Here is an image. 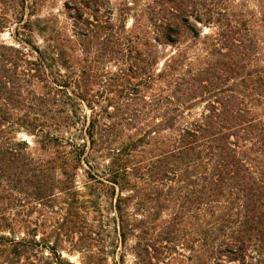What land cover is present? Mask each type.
I'll list each match as a JSON object with an SVG mask.
<instances>
[{
  "label": "trees",
  "instance_id": "16d2710c",
  "mask_svg": "<svg viewBox=\"0 0 264 264\" xmlns=\"http://www.w3.org/2000/svg\"><path fill=\"white\" fill-rule=\"evenodd\" d=\"M51 1L0 0V264H264V0Z\"/></svg>",
  "mask_w": 264,
  "mask_h": 264
},
{
  "label": "rangeland",
  "instance_id": "374dc122",
  "mask_svg": "<svg viewBox=\"0 0 264 264\" xmlns=\"http://www.w3.org/2000/svg\"><path fill=\"white\" fill-rule=\"evenodd\" d=\"M131 0H127V2H129ZM52 3L50 4V6H52V10L54 12H56L57 10L61 11L62 7H61V0H52ZM128 5H130V7H132L133 5L131 4V2L128 3ZM110 7L113 8V23L115 25H122L123 24V18L119 15L120 10L122 6V0H110ZM51 8V7H50ZM86 12L82 13L81 19H79L77 21V26L81 27V21L83 19H87L88 15H87V11L88 10H84ZM42 12H45L44 10ZM76 13V12H73ZM133 13V12H132ZM60 19L63 20V16H60ZM124 23L126 25V29L131 28L132 25V18L130 16H127L126 19H124ZM73 28V26H72ZM206 31V28H204ZM77 30V29H76ZM0 40L6 41V42H12L11 38L8 36V32L4 31L2 33H0ZM23 137H25V135H22ZM27 138V140L30 142L31 139L29 137H25ZM62 255L64 257H67L71 262H73L74 264H81V259L80 257L76 254V255H67L66 253H62ZM133 262V257L130 254H127L125 256V264H132Z\"/></svg>",
  "mask_w": 264,
  "mask_h": 264
}]
</instances>
